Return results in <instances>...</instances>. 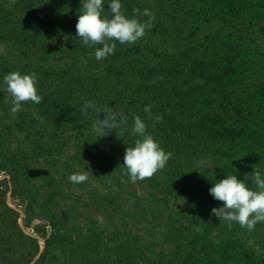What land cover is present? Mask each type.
I'll list each match as a JSON object with an SVG mask.
<instances>
[{"label":"rangeland","instance_id":"rangeland-1","mask_svg":"<svg viewBox=\"0 0 264 264\" xmlns=\"http://www.w3.org/2000/svg\"><path fill=\"white\" fill-rule=\"evenodd\" d=\"M82 3L83 0H15L13 4L12 0H0V182H5L3 187L7 189L5 204L20 215L21 230L25 234L32 233L23 226L25 218L30 219L32 228L38 224L48 225L50 219L55 222L57 217L63 219L64 225L56 226V231L64 238L61 243L55 242L52 255H58L61 246L67 249L68 244H72L69 257L74 255L75 246L80 248L81 241L101 232L108 251L99 260L90 254L93 264H264V229L254 237L241 232V244L234 241L231 247L224 248L220 229L214 227L218 221L212 217V211H207L206 207L202 210L195 197L180 185L175 188L168 184L167 176L158 173L156 180L150 179L152 185L164 182L174 193L156 196L155 188H146L142 181L132 183L130 177H125V148L110 159L103 147H111L113 142L121 140L130 141L133 123L127 122L124 127L111 131L98 130L94 125L99 113L91 109L87 115L80 113L85 117L82 123L76 115L74 126L63 125L62 121L56 126L47 121L51 99L64 86L57 73L66 71L68 78L76 77L81 82L84 91L81 106L86 98L113 109L118 104L140 102L137 96L132 97L130 86H137L136 79L148 60L143 52L153 50L166 62L173 60L169 55L178 53L155 19L145 36L136 43L112 41L119 53L112 60L117 61L102 63L104 59L96 60L95 46H85L76 35ZM133 9L122 5V11L129 18L134 15ZM35 15L46 22L51 20V15L56 16L57 28L71 39L72 50L64 53L55 47L54 38L47 40L48 43L38 45L34 42L28 47L21 42H10L5 20L15 29L19 20L33 24ZM103 15L111 17L107 7ZM137 18L141 22L148 20L141 15ZM257 31L253 56L261 61L264 69V22ZM13 71L35 72L38 94L44 96L40 105L25 103L15 115L11 113V101L4 91V76ZM211 152L195 157L184 155L185 180L191 177L188 173L193 164L203 170L215 168L211 163L213 159L221 162L222 157L214 158L215 152ZM238 152H241L239 160L251 164L264 176V141L262 147L255 148L251 154ZM85 170L88 173L86 182L76 184L68 179L71 174ZM203 213L209 230H203ZM97 217H103L104 223L100 224ZM39 243L42 251L44 241L39 240ZM203 244L211 246L212 250L203 252ZM77 253L83 261L85 253L81 250ZM66 254L64 251L61 255ZM249 256H254L253 263L247 262ZM66 260L67 256H59L52 264L80 263L75 256L72 261Z\"/></svg>","mask_w":264,"mask_h":264},{"label":"trees","instance_id":"trees-1","mask_svg":"<svg viewBox=\"0 0 264 264\" xmlns=\"http://www.w3.org/2000/svg\"><path fill=\"white\" fill-rule=\"evenodd\" d=\"M109 3L110 0H104V9L108 8L105 4ZM121 4L130 9L139 8L141 13L144 9L151 10L158 21L156 25L167 32L165 37L178 51L169 55L173 59L170 62L156 56L153 50L143 52L148 60L136 79L137 86H130L132 97L137 96L140 101L137 104H140H136V107L126 102L113 108L117 113L122 111L130 117L127 120L130 124L133 123L130 119L139 115L147 124V132L166 153H171L167 165L151 180H156L157 174L162 173L170 179L168 184L175 188L180 185L187 194L195 197L202 210L206 207L207 211L223 206L221 201L213 198L209 189L228 175H236L241 180L247 175L246 185L257 190L252 180L256 170L251 164L238 159L241 156L238 151L251 154L255 148H261L264 141V69L261 61L253 56L256 49L253 45L254 35L264 22V0H121ZM36 15L33 24L27 25V20H19L15 29L5 20L10 42H21L28 47L34 42L40 45V42L48 43L47 40L54 38L55 47L64 53L70 52L73 44L57 28V17L51 15V20L46 22L40 21ZM141 17L148 19L143 15ZM97 47L99 45H95L94 49ZM118 55L115 51L102 63H113L117 60L112 59ZM57 76L64 86L51 99L47 121L54 122L56 126L59 121L63 125L74 126L77 115L82 123L85 117L80 114V103L84 97L81 82L76 77L68 78L66 71L57 73ZM149 105L152 118L144 111ZM98 106L109 108L105 103ZM157 115L162 116V122L154 123ZM103 116L100 113V119ZM136 139L139 137L133 135L130 141L113 142L111 147L106 145L103 149L113 159L117 151L134 146ZM167 146L171 149L168 150ZM211 150L215 152L214 158L222 157L219 159L221 162L213 159L211 163L215 164V168L203 170L195 163L188 173L191 177L185 180L184 155L195 157L208 154ZM125 177L129 176L125 174ZM151 180H143L145 184H141L146 188H155L158 192L156 196L174 193L164 182H153L152 185ZM4 184L0 182V264H52L59 256H67L66 261H72L73 256L80 260L78 250L86 256L78 264H93L94 258L90 254L96 255L98 260L105 257L103 254L108 249L104 246L101 232L81 241L80 248L75 246L76 251L71 257L68 252L72 251V244H68L67 249L61 246L58 255H52L55 242L61 243L64 238L56 231V226L64 225L63 219L57 217L56 222L50 219L48 225L38 224L32 228L30 219L27 221L25 218L22 220L23 226L32 232L25 234L18 224L19 213L9 208L3 200L7 192ZM156 198L158 201L159 198ZM25 214L29 216V213ZM212 217L218 221L214 227L220 229L224 248L231 247L235 242L241 244V232L254 237L264 229L263 222L257 223L251 232L235 222L229 228L226 221H220L214 215ZM201 220L203 230H209L204 213ZM39 240L44 241L42 251ZM202 250L211 251L212 247L203 244ZM64 251L67 252L65 256L61 255ZM254 261V256L247 258V262Z\"/></svg>","mask_w":264,"mask_h":264},{"label":"clouds","instance_id":"clouds-1","mask_svg":"<svg viewBox=\"0 0 264 264\" xmlns=\"http://www.w3.org/2000/svg\"><path fill=\"white\" fill-rule=\"evenodd\" d=\"M15 3V0H12ZM108 9L111 17H105L104 0H83L78 21L76 24V35L88 47L102 45L95 49V59L100 61L115 53L116 44H134L146 34V29H150L155 20V16L149 9H144L141 13L139 8L133 9V17L129 18L122 11L121 0H110ZM143 15L148 20L141 22L137 16ZM6 88L11 101V113L17 114L22 105L28 102L40 105L44 96L38 94L37 76L35 72L21 74L13 71L4 76ZM99 113V119L95 121L98 130L111 131L114 128L122 127L127 123L128 117L121 112L117 113L111 107L102 108L96 102L85 100L81 106V114L87 115L89 110ZM149 118H152L151 106L144 108ZM103 113V119H100ZM119 115V123L117 116ZM155 122H162V116L157 115ZM154 126V124H153ZM131 132L138 136L134 146H127L123 158V166L127 170L126 174L132 183L151 179L158 171L162 170L169 159L171 153H166L161 148L158 141L147 132V124L140 116H135ZM103 136V135H102ZM72 183H84L88 180L87 171L76 172L68 178ZM244 180L236 175H228L219 180L209 189L214 199L223 203L222 207L213 208L211 214L219 220L226 221L229 228L233 222L238 223L241 228L253 231L257 223L264 222V178L260 172H253L252 180L257 190L250 189ZM100 224L104 223L103 217H97Z\"/></svg>","mask_w":264,"mask_h":264}]
</instances>
